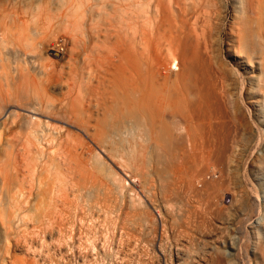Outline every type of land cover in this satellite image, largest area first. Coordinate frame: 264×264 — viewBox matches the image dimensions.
Returning a JSON list of instances; mask_svg holds the SVG:
<instances>
[{
	"label": "bare ground",
	"instance_id": "obj_1",
	"mask_svg": "<svg viewBox=\"0 0 264 264\" xmlns=\"http://www.w3.org/2000/svg\"><path fill=\"white\" fill-rule=\"evenodd\" d=\"M175 1L182 11L165 18L161 40L130 35L136 41L104 48L112 68L91 95L44 90L34 126L0 131V264H226L194 250L191 232L229 192L212 165L238 167V156L262 148L264 0L241 1L229 46L256 73L249 84L210 51L209 16ZM252 167L264 176V151ZM235 200L237 219L250 223L257 199Z\"/></svg>",
	"mask_w": 264,
	"mask_h": 264
},
{
	"label": "rangeland",
	"instance_id": "obj_2",
	"mask_svg": "<svg viewBox=\"0 0 264 264\" xmlns=\"http://www.w3.org/2000/svg\"><path fill=\"white\" fill-rule=\"evenodd\" d=\"M241 1L185 0L184 5L196 4L202 14L209 16L213 35L209 50L215 54L214 57L217 56L216 60L228 74L234 75L235 72L238 79L249 84L256 73L240 68V59L234 57L230 49L235 40L234 20L242 13ZM181 7L175 0H0V115L10 103L14 106L4 119H1L3 115L0 116V131L4 126H34L37 117L30 112L34 107H40L39 95L44 90L58 99L78 91L91 95L106 80L112 68L103 58L108 54L105 47L136 41L130 35L138 39L142 36L143 41L161 40L165 36V18L176 16L182 11ZM243 94L239 95L244 97L246 93ZM54 109H57L56 105ZM248 130H244V137L248 136ZM261 135L264 136V132ZM262 136L259 144L262 151L256 148L252 155L244 159L241 155L237 157L242 166L235 164L231 169L236 168L231 171L224 163L226 166L212 165V173H215L212 175L217 182L221 180L220 187L228 189L229 194H224V199L213 200L211 207L215 215L206 216L202 226L199 223L198 228H202L196 229L197 223L192 230L195 232H191L194 250L210 255L220 254L226 264H256L255 244L264 233V222L261 221L264 219V176L257 179L252 166L264 151ZM231 179L233 181L228 185ZM248 195L257 199V209L252 221L243 223L241 218L237 219L243 216V208L236 205L235 199L242 196V200L246 201L251 197ZM225 208L229 211L226 212ZM220 209L224 210L223 214L216 215ZM256 230L261 236L256 234ZM196 236L197 239L192 238ZM258 263L263 264L257 260Z\"/></svg>",
	"mask_w": 264,
	"mask_h": 264
}]
</instances>
